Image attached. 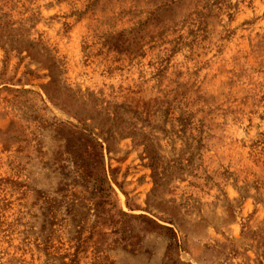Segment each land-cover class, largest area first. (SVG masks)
<instances>
[{"label":"rangeland","instance_id":"rangeland-1","mask_svg":"<svg viewBox=\"0 0 264 264\" xmlns=\"http://www.w3.org/2000/svg\"><path fill=\"white\" fill-rule=\"evenodd\" d=\"M0 264H264V0H0Z\"/></svg>","mask_w":264,"mask_h":264}]
</instances>
